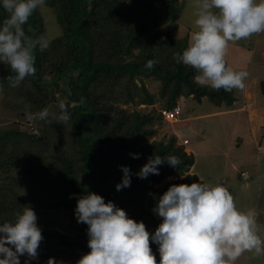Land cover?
<instances>
[{
    "label": "trees",
    "instance_id": "trees-1",
    "mask_svg": "<svg viewBox=\"0 0 264 264\" xmlns=\"http://www.w3.org/2000/svg\"><path fill=\"white\" fill-rule=\"evenodd\" d=\"M45 3L55 12L62 34L50 40L43 51L38 46L33 49L36 72L19 83L26 81L31 87L20 105L41 111L49 92L61 85L72 101V104L64 103L70 113V119L65 122L68 130L53 116L48 117L47 122L44 120L46 132L42 134L27 133L18 127L1 128L0 167L19 168L18 187L27 185L31 177L43 178L47 173L55 176L66 193V198L57 205L69 210L75 209L76 197L86 191L102 195L105 202L115 203L117 197L118 206L126 210L128 216L142 220L151 234L162 220L152 210L156 196L171 184L205 181L195 173H188L195 164V156L176 145L175 139L167 144L148 142L155 133L147 128L153 124L154 115L139 111L128 113L112 101L128 102L137 97L141 104L155 103L157 94L148 91L145 85L139 87L132 83L138 76L160 81L162 95L168 91L169 97L162 107L166 109L174 107L182 95L193 96L198 102L207 97L217 106L222 103L231 106L236 101L234 89L225 91L200 86L193 79L197 70L175 60V54L188 44L187 37L182 43L175 39L177 47L174 52L169 49L178 29L182 9L179 0H45ZM7 15L0 7V22ZM166 23L168 27L146 39L153 28ZM23 29L32 39L44 36V19L39 7ZM136 49L141 51L137 53ZM130 55L137 59L126 60ZM161 55H166L162 61ZM149 59L155 61L151 69L145 67ZM46 73H52L53 79L44 82ZM14 75L7 64L0 62V86L10 85L8 77ZM124 76L127 78L125 84L122 82L125 94L120 98L117 94H121V84L117 80ZM115 81L118 82L116 89ZM261 87L264 93V81ZM48 129L57 133L56 144L50 145ZM131 153H138V158H133ZM152 155H174L180 164L173 167L165 162L158 166L159 174L139 178L135 173ZM120 165L129 166L132 175L130 186L118 191L115 185L122 177ZM176 174L184 177L164 182L166 177ZM24 200L7 178L4 179L0 185V222L12 220L25 205ZM80 224L78 237L40 227L43 239L38 255L34 258L21 255L20 264H36L50 258L61 262V251L69 254L67 262L62 264H76L83 253L90 251L87 225ZM155 249H158L156 244Z\"/></svg>",
    "mask_w": 264,
    "mask_h": 264
},
{
    "label": "clouds",
    "instance_id": "clouds-1",
    "mask_svg": "<svg viewBox=\"0 0 264 264\" xmlns=\"http://www.w3.org/2000/svg\"><path fill=\"white\" fill-rule=\"evenodd\" d=\"M45 0H0L7 17L0 22V62L15 73L8 80L16 87L26 77L34 75L33 49L49 46L45 36L28 37L23 25ZM196 19L187 46L175 54V60L197 70L194 82L214 90L241 89L246 71L228 66L224 52L228 42L248 38L264 31V0H194ZM149 59L145 67L151 69ZM58 123L67 122L70 113L59 104ZM37 117L48 118V110ZM31 119V114H28ZM138 158V153H131ZM167 162L175 167L178 157L152 155L135 173L139 178L159 174V165ZM121 180L116 190L129 187L131 169L119 166ZM75 195V194H73ZM153 212L162 218L150 234L145 223L128 216L126 210L102 195L86 191L76 197L74 215L77 222L87 225V246L76 264H157L149 238L158 246L159 264H233L243 250L264 251V241L254 230L253 214L236 207L233 196L221 183L171 184L155 197ZM43 239L37 225V215L28 205L16 212L12 220L0 222V264H20V256L34 258ZM48 264H62L49 259Z\"/></svg>",
    "mask_w": 264,
    "mask_h": 264
},
{
    "label": "rangeland",
    "instance_id": "rangeland-1",
    "mask_svg": "<svg viewBox=\"0 0 264 264\" xmlns=\"http://www.w3.org/2000/svg\"><path fill=\"white\" fill-rule=\"evenodd\" d=\"M179 3H181L182 9L177 21L178 29L174 35V42L172 43L173 46L169 48L173 49L172 52H174L177 47L176 40L182 43V41L187 37L189 41L192 32L195 30L194 20L196 17L194 15V0H179ZM39 10L44 19V36L49 41L57 36H60L62 34V27L58 23L57 16L53 9L48 6L47 3H44L42 6H39ZM168 26L169 24L166 23L164 26H160L159 28H153L147 34L146 39H148L151 35H154L156 31L164 29ZM146 39L144 40L146 41ZM140 51V49L137 50V53ZM247 51H249V53H246ZM165 56L161 55V61L165 58ZM249 56L251 62H248ZM134 58H136V56L130 55L126 58V60H132ZM224 58L228 66L237 71H246L248 75L244 81V87L241 89H234V95L239 96L241 101L239 100V103L237 102V104H233L231 106L222 103L219 107L223 110L240 107H242V110H251L249 112H251L250 114L253 119L255 118L256 122L254 126H259L258 128L261 130V136L263 137L264 93L262 92L261 83L264 81V31L254 33L245 39L228 42L224 52ZM53 77L54 75L52 73H46L44 82L50 81ZM126 79L127 78L124 76L122 80H117L121 84V94H117V97L121 98L125 94V88L123 87L122 82L125 84ZM118 82L115 81L114 89L118 87ZM132 83H136L139 87L141 85H145L148 91L153 94H157L155 103L141 104L139 103V99L137 97H135L133 101L126 102L123 101L124 99H121L120 101L112 102L116 107L125 109L128 113L139 111L140 113H150L155 116L153 124L147 127L155 130V133L149 137L148 142L163 141L164 144H167L170 140L175 139L176 145L182 146L185 152L192 153L193 150L197 154L195 156L196 171H191V167L188 173H195L199 177H202L203 181L208 183L221 182L224 186L226 184L229 185L228 187L233 184L235 186V180L238 176L233 172V163L239 165L238 163L240 158L243 156L241 151L238 152L235 149L237 147L243 149L246 146L238 140L231 141L228 137V133H231L233 125L227 123L225 126L224 124L220 126L216 123H212L215 121L213 118L191 120L190 122L188 120L184 121L180 119L195 116V112L205 113V111L211 110L214 107L212 102L207 97H204L203 99L205 102L210 101L211 103H208L199 109L196 106L198 101L193 96L182 95L177 100V103L182 105V112L179 119L177 121L166 120L162 117L160 109H163V104L166 103V99H168L169 96L168 91L162 95V85L160 84V81H156L153 77L145 76L142 79L141 76H138ZM132 83H129L128 85L132 87ZM30 90V84L26 81L16 87H12L11 85L0 86V129L4 127H18L19 129L31 134H42L41 132H46L43 129L45 127L44 120L39 119L36 115L39 111H32V107L25 106L24 104L21 106L24 94ZM242 96L244 98H242ZM60 102H70L72 104V101L69 100L64 88L61 85H57L51 92H49V97L46 99L44 109L46 108L48 110V117L53 116L56 119L60 111ZM242 113L244 116L242 114H235L225 116L224 118L228 121L235 120L242 129L245 127V114L247 112L243 110ZM28 114H31V119L28 118ZM47 120L45 122H47ZM235 121L233 122L234 125ZM62 124L63 126H66V129L68 130L67 123L64 122ZM203 128L211 129L210 132L206 133L210 140L203 143L199 142L197 145L187 146L184 143V139L182 137L180 138L177 134V131H179V133L183 132L188 135L191 143H196L197 136L195 133L191 132V129H194L195 131H202ZM233 129L238 128L234 126ZM48 130L51 134L50 145L56 144V141L58 140L57 133L55 130ZM260 159L261 163L259 166H261L262 170V175L259 177L261 178V190H257V188H259L257 186L259 180L257 176L255 178V172L257 167H259L258 161L254 160L253 157H249L247 158L248 171L251 173L252 177H254L252 179H256V181L252 184L254 187L251 189V193H248L249 191L246 190V192H244L245 197L243 199H234V203L238 209L250 211L253 214L254 230L260 239L264 241V154L260 156L259 160ZM20 177L19 168L13 166H5L3 168L0 167V185L3 183V180L7 178L8 182L15 187L17 193H21V195L25 198V205L34 209L37 215V225L39 227L45 230H58L64 234L70 235L71 237H78L81 224L80 222H77L74 210H69L57 205L59 200L66 198V193L63 192L58 178L50 173H47V175L45 174L43 178L31 177L27 185L18 187L16 179L18 180ZM183 177L184 175H171L166 177L164 182L174 181ZM229 191L233 195L232 190ZM114 201L118 206L120 200L115 197ZM16 204L19 205V203H15V205ZM149 244L155 254L156 261L158 262L160 260V255L157 249L154 251L155 243L151 241V237L149 238ZM60 254L61 262H67L69 254L62 251ZM48 261L49 260L45 259V261L42 260L36 264H48ZM233 264H264V251L258 254L255 250H243L237 256Z\"/></svg>",
    "mask_w": 264,
    "mask_h": 264
},
{
    "label": "crops",
    "instance_id": "crops-1",
    "mask_svg": "<svg viewBox=\"0 0 264 264\" xmlns=\"http://www.w3.org/2000/svg\"><path fill=\"white\" fill-rule=\"evenodd\" d=\"M246 53H249V51H247ZM247 55H249V54H247ZM249 58H250V56L248 57V62H251V60ZM249 78H251V77H249ZM247 93H248V91H247ZM242 98H244V97L242 96ZM239 100H240L239 96L236 95V101L234 102V105L237 104V102L239 103L241 101V100L240 101ZM193 101H195V100H193ZM208 103H211V102L210 101L205 102L204 99H202L201 102L196 103L197 104L196 106L199 109H201L202 107H204V105H207ZM212 104L214 107L213 108L211 107L212 109L209 111H205V113H198V112L196 113L195 112L194 113L195 116H190V117H187L184 119L183 118H180V119L184 120V121L188 120L190 122L191 120H199V119L202 120L204 118H211V119L213 118V120H215V121L212 123H216L220 126H222L223 124L225 126L227 123L233 125L231 133L230 134L228 133V137L230 138L231 141L238 140L239 142H242L243 145L246 147H244L243 149H240L239 147H237L235 149L238 152L241 151L243 153V156L240 158V161L238 163L239 165H236L235 163H233V166H234L233 172L238 177L237 178L235 177L236 178L235 186L233 184L230 187H228L229 185L226 184L225 187L228 190H232L233 195L232 194L231 195L233 196V200L236 198L237 199H241V198L243 199L245 197L244 192H246V190H247V191H249L248 193H251V189H253V187H254V185H252V184H253V182L256 181V179H252L254 177H252L251 173L248 171L247 158L253 157L254 160L258 161V166L260 165L261 159L259 160V158H260V156H262L264 154V135H263V137L261 136L262 132L258 128L259 127L258 125L254 126V124L256 122H255V118L254 119L252 118V115L250 114L251 112H249L251 110L243 109L247 113L245 114L246 115V121L244 123L245 127L241 129L235 120L228 121L224 117L235 115V114H237V115L242 114L243 115L242 107L235 108V109L233 108V109H229V110H223L222 108L215 105L214 103H212ZM216 118H218V119H216ZM188 121H186V122H188ZM234 121H235V125L233 124ZM234 126L238 129H233ZM210 131H211L210 128H206V129L203 128L202 131L201 130L195 131L194 129H191V132L195 133L197 136L196 143H191L188 135L183 133V132L179 133V131H177L178 132L177 134L180 136V138L182 137L184 140H188V143H186V145L188 146V145H197L199 142L203 143V142H206L207 140H210L209 136L206 134L207 132H210ZM192 153L194 156L197 155L193 150H192ZM229 156H231V155H229ZM192 170L194 172L196 171L195 164L192 167L191 171ZM261 171H262L261 166H259V167H257V170L255 172V178L257 176V178L259 180L258 181L259 183L257 184V186L259 187V188H257V190H259V191L261 190V183H260L261 178H259L262 175ZM200 178L202 179V177H200ZM206 183H208V182H206ZM232 188H234V189H232Z\"/></svg>",
    "mask_w": 264,
    "mask_h": 264
},
{
    "label": "built area",
    "instance_id": "built-area-1",
    "mask_svg": "<svg viewBox=\"0 0 264 264\" xmlns=\"http://www.w3.org/2000/svg\"><path fill=\"white\" fill-rule=\"evenodd\" d=\"M182 112V105L180 103H176V105L170 109L163 108L160 109V113L162 117L166 120L177 121ZM184 143H188V140H184Z\"/></svg>",
    "mask_w": 264,
    "mask_h": 264
}]
</instances>
